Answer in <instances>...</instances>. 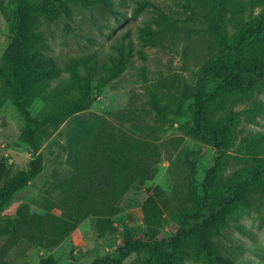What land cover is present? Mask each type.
<instances>
[{"label":"trees","instance_id":"16d2710c","mask_svg":"<svg viewBox=\"0 0 264 264\" xmlns=\"http://www.w3.org/2000/svg\"><path fill=\"white\" fill-rule=\"evenodd\" d=\"M180 1L187 12L177 16L175 23L188 30L195 28L200 38L208 34L210 40L198 45L202 47L199 66L207 85L190 107L189 121L179 126L186 136L215 150L213 164L201 183L198 157L181 146L182 138L165 141L160 150L125 128L127 123L143 120L135 104L112 111L110 119L94 113L86 116L97 94L130 66L132 52L125 45L110 62L86 61L84 72L75 66L69 80L46 91L54 72L43 65L48 45L41 26L69 16L70 2L107 7L112 0H39L35 4L0 0L11 33V42L0 58V109L10 102L25 116L24 141L35 151L66 125L70 168L67 178L57 185L56 210L39 213L22 205L13 219L0 225V264H13L8 259L19 244L57 246L89 217L97 218L104 232L118 233L112 218L122 212L125 195L154 180L158 164L180 149L172 168L187 191L180 184L172 194L161 186L150 188L142 205L144 238L136 239L131 230H122L124 245L119 258L94 264H122L143 243L148 244L151 255L134 264H242L223 239L232 227L247 234L238 220L264 200V131L249 128L264 115V100L257 94L264 92V10L253 16L264 0ZM158 25L164 32L170 31L172 19L162 12ZM163 30L150 31L149 39L155 44ZM30 88L49 96L36 117L29 110L26 92ZM225 99L234 102L227 105ZM241 100L246 104L237 110ZM149 103L155 121H166L161 102ZM32 176L33 172L24 170L12 173L6 159H0V207ZM170 222L175 231L165 236ZM40 264L58 263L47 257Z\"/></svg>","mask_w":264,"mask_h":264},{"label":"rangeland","instance_id":"374dc122","mask_svg":"<svg viewBox=\"0 0 264 264\" xmlns=\"http://www.w3.org/2000/svg\"><path fill=\"white\" fill-rule=\"evenodd\" d=\"M29 1L35 4L39 0ZM184 5L180 0H112L107 7H86L70 2L69 16L41 26L48 45L43 65L54 72L47 91L62 81L69 80L71 69L75 66L79 65V70L84 72L86 61L89 64L96 61L110 62V58L118 53L122 44L130 48V66L97 94L96 101L86 116L94 113L110 119L112 111L135 104L142 111L143 120L133 123L134 125L127 123L125 128L135 138L150 141L160 150L165 141L182 138L181 146H186L198 157V182L201 183L213 164L215 150L186 136L179 126L180 123L189 121V109L200 96L201 87L207 85L199 66L202 47L198 45L203 40H209V35L203 34V38H200L195 33V28L188 30L183 24L175 23L177 16L186 14ZM260 9L264 10V5L254 11V17ZM162 12L172 19L170 31L165 29L164 32L158 25ZM160 28L163 32L154 44L149 39V32L160 31ZM9 42L10 26L0 11V58ZM93 85L96 89L97 81ZM46 91L38 92L30 88L26 92L29 110L34 117L49 100V96L44 95ZM257 94L258 98L264 100V92ZM150 100L161 102L166 121H155ZM232 102L234 101L225 99L224 104L231 105ZM245 104L246 101H239L236 109L240 110ZM144 121L150 125L143 124ZM66 127L63 125L35 151L24 141L28 129L25 116L10 102L0 109V159H6L12 173L20 170L33 172L26 186L13 193L10 202L0 207V225L13 219L22 205H28L33 212L39 213L56 210L54 205L59 193L57 185L67 178L70 171L65 149ZM249 128L264 131V115L258 117L257 125L249 124ZM179 151H175L170 160L164 157L158 164V174L154 180L125 195L122 212L112 218L114 226L120 230L118 233L110 235L104 232L99 220L89 217L57 246L46 248L34 244H19L8 260L13 264H40L42 258L52 257L58 264H94L96 260L118 259L124 245L122 230H131L136 239L144 238L142 205L149 189L161 186L172 194L178 184L183 183L174 175L172 168ZM180 185L179 188L186 192V188ZM238 222L248 233H241L232 227L226 232L224 243L230 249L233 248L237 262L264 264V200L240 217ZM174 231L175 227L170 222L165 227L164 235L169 236ZM150 255V247L143 243L122 264H134ZM186 264L201 263L188 261Z\"/></svg>","mask_w":264,"mask_h":264}]
</instances>
